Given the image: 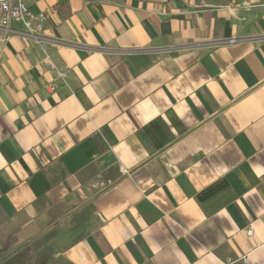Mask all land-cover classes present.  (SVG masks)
<instances>
[{"label":"crops","instance_id":"0c3cea01","mask_svg":"<svg viewBox=\"0 0 264 264\" xmlns=\"http://www.w3.org/2000/svg\"><path fill=\"white\" fill-rule=\"evenodd\" d=\"M30 7L40 37L0 29V264H264V0Z\"/></svg>","mask_w":264,"mask_h":264},{"label":"built area","instance_id":"2783aa9c","mask_svg":"<svg viewBox=\"0 0 264 264\" xmlns=\"http://www.w3.org/2000/svg\"><path fill=\"white\" fill-rule=\"evenodd\" d=\"M38 0H0V29L11 30L14 24H19L23 32L29 36L38 38L42 35L49 22L46 13H34L30 4ZM55 90L53 86L51 88ZM247 264V257L241 259ZM223 264H236L232 260H227Z\"/></svg>","mask_w":264,"mask_h":264}]
</instances>
